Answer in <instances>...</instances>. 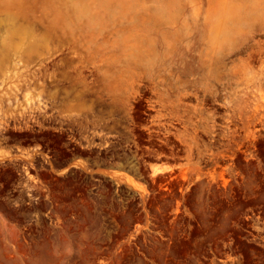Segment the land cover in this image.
<instances>
[{"label": "bare ground", "instance_id": "1", "mask_svg": "<svg viewBox=\"0 0 264 264\" xmlns=\"http://www.w3.org/2000/svg\"><path fill=\"white\" fill-rule=\"evenodd\" d=\"M76 19L79 27L65 26L57 41L46 35L40 48L19 50L9 101L33 90L44 121L106 138L111 167L179 187L174 199L207 194L223 212L229 252L251 264V231L242 227L251 198L264 205V13Z\"/></svg>", "mask_w": 264, "mask_h": 264}, {"label": "rangeland", "instance_id": "2", "mask_svg": "<svg viewBox=\"0 0 264 264\" xmlns=\"http://www.w3.org/2000/svg\"><path fill=\"white\" fill-rule=\"evenodd\" d=\"M253 1L0 0V264H244L225 245L223 212L207 194L174 199L179 187L111 167L106 138L44 121L33 90H19L17 105L9 97L20 51L40 48L46 35L57 41L79 15L264 13ZM263 208L251 198L242 227L251 231V264H264Z\"/></svg>", "mask_w": 264, "mask_h": 264}]
</instances>
